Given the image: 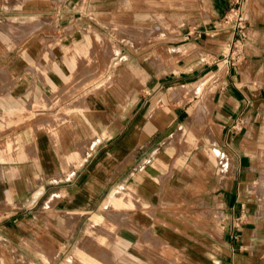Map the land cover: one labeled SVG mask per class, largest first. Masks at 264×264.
I'll use <instances>...</instances> for the list:
<instances>
[{
  "label": "crops",
  "instance_id": "1",
  "mask_svg": "<svg viewBox=\"0 0 264 264\" xmlns=\"http://www.w3.org/2000/svg\"><path fill=\"white\" fill-rule=\"evenodd\" d=\"M50 1L66 4L57 23H89L67 33V59L24 60L18 96L0 108L19 117L0 130L12 257L264 264V0H239L247 39L235 67L221 58L236 0ZM80 51L96 58L84 79L113 87L60 104L47 83L58 89L59 72L84 81L69 64ZM31 66L40 68L35 97Z\"/></svg>",
  "mask_w": 264,
  "mask_h": 264
},
{
  "label": "rangeland",
  "instance_id": "2",
  "mask_svg": "<svg viewBox=\"0 0 264 264\" xmlns=\"http://www.w3.org/2000/svg\"><path fill=\"white\" fill-rule=\"evenodd\" d=\"M80 10H82V7H80ZM58 11L59 13L63 12L62 16H64L66 14L64 12L66 11V4L52 2L50 0H0V108L6 106L4 103L10 101V93L12 96H14V94L18 96L20 84L17 74L24 60L43 58L47 60L54 59L63 61L67 59L65 45L70 41L68 40L67 33L72 31L75 27L81 30L83 26L89 23L88 19L68 20L65 17H60L57 23L56 13ZM247 22L248 21H246V27ZM83 41H85V39ZM73 42H77V39L73 40ZM35 43H38L36 50ZM52 43L63 44L64 53L61 49L53 52L45 49L44 51L41 50L44 44L47 47V45L50 46ZM92 43L97 46L100 44L99 40ZM74 54L75 56L72 55L69 59L72 61L69 64L75 68L76 75H83V79L86 78L84 77L85 75H94L90 63L96 61V58L92 59L90 52L80 51ZM28 63L33 64V62ZM64 63L66 64V62ZM27 69L31 71V73H29L31 76H28L27 87H34L32 96L35 97L38 95V93L35 92V85H40V83L37 82V80L40 81V77L39 79L36 78V75H38L37 72H40V68L31 66L27 67ZM100 69L101 71L103 70L101 67ZM93 70L96 71V68ZM97 70L99 71V68H97ZM39 75H41V73ZM82 77H80V79ZM67 78V76L59 72V79L63 81L59 83L58 89L51 87L50 84L47 83L48 89L51 90L52 88L54 94L58 96L54 101L60 104L74 94L91 89L94 85L98 86L96 89L100 90L109 89L111 86L113 87V83L111 82L93 84L85 79V82L83 80L80 82H67ZM88 78L89 77H87V79ZM129 85L128 83H124V86ZM29 88L27 92L28 97L31 93V89ZM142 89H146V87L143 85ZM4 97H7L8 100L4 99ZM125 101L126 100H124V102ZM0 112H2V109H0ZM12 118L19 117L17 115H10L8 112L5 115L0 113V130L2 125L7 123L9 121L8 119ZM2 222L3 219H0V264H24L22 261L12 257L13 255L10 253V247H8V243L5 241L8 232L2 226ZM107 245H110V243H107ZM25 261L29 264H40L41 262L51 264L52 262L51 259L34 260L31 258H25ZM113 261L114 259L112 258L107 260L108 264H113ZM91 262H93V260ZM55 264L66 263L65 260H57Z\"/></svg>",
  "mask_w": 264,
  "mask_h": 264
},
{
  "label": "built area",
  "instance_id": "3",
  "mask_svg": "<svg viewBox=\"0 0 264 264\" xmlns=\"http://www.w3.org/2000/svg\"><path fill=\"white\" fill-rule=\"evenodd\" d=\"M223 21L231 26L233 39L226 44L221 62L227 67H235L240 65L245 59L247 39V18L239 0H236L229 12L225 14Z\"/></svg>",
  "mask_w": 264,
  "mask_h": 264
}]
</instances>
